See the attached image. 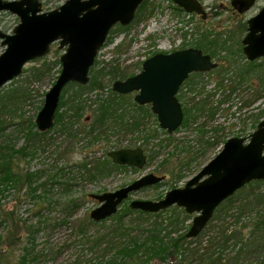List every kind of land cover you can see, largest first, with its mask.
<instances>
[{"label":"rangeland","instance_id":"obj_1","mask_svg":"<svg viewBox=\"0 0 264 264\" xmlns=\"http://www.w3.org/2000/svg\"><path fill=\"white\" fill-rule=\"evenodd\" d=\"M41 1H43V10L49 11L60 7L67 0ZM200 1L204 4V8L210 15L207 19L196 13L189 16L182 13L170 0H148L143 8L137 11L136 19L129 28L121 30L117 26H114L106 40L107 42L95 59L94 70L91 73L89 72L90 80L97 79V83H101L103 88H96L95 90L93 88L100 84H92L91 81L87 83H91V88L89 90L86 89L84 92L85 96L82 97L85 101L82 105L85 110L81 114L80 119L76 118L73 128L75 130L87 129L90 120L95 119L93 110L95 111L97 108L94 105L96 94L107 97L110 90H113V82L117 79L124 80V78L120 77L108 80L105 67H107L106 69L110 68V61L113 62V65H120L122 71L120 74L129 73L128 76H132L138 74V71L141 69L140 65L142 66V63L148 57L157 54L159 50H166L171 44L177 46L185 43L198 47L202 46L209 55L213 53L214 56L212 55V57L218 62V67L210 71L209 74L203 75L204 80L198 84V88L201 87V92L197 90L196 92L189 93L187 89L189 82L192 84V80H197L198 78L192 74L185 82L186 85L182 86L180 92V101L186 107L202 104L205 102V99H209L210 103L208 105L212 111L209 110L208 106L201 113L191 111L189 123L187 122V125H183V127L176 129L171 134L166 129L161 128L157 116L151 114L145 115L142 119L141 130L125 132L123 130L118 131L114 127L112 131L108 132L106 137H103L102 140L92 146L87 145V140L75 144L68 138L66 139V135L61 129L54 125L48 136L52 137L51 142L46 144L42 150H39L35 157L22 160V167L34 172L36 170L46 171L54 169L57 166H66L67 164L74 166L83 161L86 156L90 160H95L99 157L108 156L111 150L130 145L141 147V144L144 143L140 139L142 129H147L145 130L147 133L155 131L157 136L150 140L148 144L149 149L146 152L147 155L154 154V157L151 161L148 160L142 169L129 167V169L116 171L110 174L109 177L89 181L84 180L82 177L78 178L76 181L77 185L72 187L71 193L67 196L59 193V186L58 184L55 185L52 190L53 195L49 196L54 201L58 199L64 201L69 198H84V201H82L77 212L74 214L73 218L75 220H85L87 217H90L91 210L99 206V202L90 197L91 193L101 194L103 192L116 191L123 186L131 184L143 175L153 172L158 175L165 174L166 178L161 183L133 192L126 200V204L120 206V210L123 208L121 210L123 213L125 208L128 205L130 206L133 199H149L154 201L164 198L169 190L176 187H184L190 178L194 177L209 160L218 154L226 143V139L237 136L248 137L249 134L255 131L258 123L264 117L263 114L262 118H260L261 120L258 122L255 120L260 110H264V97L257 102L246 104V102L253 100V93H256L253 88L249 87L250 81L246 82L245 85L239 86L228 99H226L229 95L227 88L233 87L236 82L232 83L228 79L225 80V89H223V86L219 87V84L223 81L220 75L227 68L226 66L231 67V72L227 77L229 78L235 73V69L237 70L238 68L235 64H238L242 68L246 65L248 59L241 50L244 46L242 45V41L247 32L245 23L263 8L264 0H257V3L250 10L242 13L238 11L239 8L237 6L234 7L233 3H231L232 0ZM18 22L19 17L10 11L0 13V28L5 32L11 33L18 25ZM205 32L210 36V39L207 41L200 39ZM59 45V42H55L51 46V51L46 56V61L44 59L37 62L32 60L26 64L20 76L4 85L1 90L10 88L12 83L14 85L17 83L16 86H21L23 84L22 81L27 79L28 71L26 70L31 67L37 66L43 70H50L49 67L54 68L53 65H50V62L52 63V60H55L57 57L61 58L65 50V48L60 49ZM5 49L6 47L0 44V54ZM232 51H235L233 56L232 54L230 55ZM59 70L60 67L56 66L52 70L50 78L45 76L39 80L33 79L29 82L30 99L18 106V112L12 115V121L9 122L5 129L7 135L10 137V142L16 143L18 147L25 143L23 128L27 127L30 120H33L36 124L35 118L43 107L46 98L45 94L53 87V83L58 78L57 76H59ZM253 80L254 82L256 81L255 78ZM75 88L76 86L72 85L65 87L61 94L63 105L75 93ZM215 89L217 90L215 91ZM65 109L66 106L63 110ZM194 113H197V118L191 120L194 117ZM35 130H38L37 126ZM213 137L214 139H219V144L208 152L205 150V155L201 154L206 144L205 141L213 139ZM44 179L42 178L41 181ZM0 199L1 203L8 206V208H15L17 207L16 204H18L19 212H25L29 207V205L20 204L21 202L14 203L13 196L7 192L6 196L0 197ZM22 202L24 201L22 200ZM176 206L167 208L169 210L158 217L144 216L141 218L139 214L133 217L131 215L127 216L126 219H129V222H136L134 224L129 223L132 229L144 232L143 229L145 230L152 226L156 219L161 222L163 238L166 236L169 239L179 238L182 241L185 238L187 240L180 243L183 244L180 256H171L166 262L156 258L147 262V264H210L211 256L217 257L222 250L216 245L219 239L212 243L211 238L219 237L220 225L223 226L225 221L230 225L233 217H229L228 215L224 219L222 217L223 213L219 212L215 219L216 215H214L212 218L214 220H211V223L204 228L198 237L187 238L186 235L192 225L195 214H190L184 208ZM181 210L185 212L182 214ZM63 213L65 211L63 212L60 208H53L51 210L53 217L62 216ZM184 214H189L190 216L186 218ZM24 216L25 218L31 217L28 213L24 214ZM178 217L180 220L175 226L172 223ZM32 218L36 217L32 215ZM106 223L109 225L112 223V220H108ZM53 226L51 223H48L46 232H42L39 235L38 242L40 245L47 251L53 252L50 259L42 264H67L77 256H81L85 260L84 264H93L98 260L96 254H91L90 250L86 246L81 245L80 242L78 244L77 241L80 236L70 227L71 225ZM102 226L104 225L92 226L87 233L89 236H92V233L95 230L101 229ZM5 231L6 227L0 226V233L2 234ZM126 240L122 239L123 242ZM226 253L229 254V250ZM208 257L209 259H207Z\"/></svg>","mask_w":264,"mask_h":264},{"label":"trees","instance_id":"obj_2","mask_svg":"<svg viewBox=\"0 0 264 264\" xmlns=\"http://www.w3.org/2000/svg\"><path fill=\"white\" fill-rule=\"evenodd\" d=\"M147 1L145 0L140 5V8H143ZM170 1L172 2V0ZM176 8L185 13L179 6H176ZM130 25L124 27L117 24L116 26L121 30H125ZM247 26L248 24L245 23L246 29ZM200 39L207 41L210 39V36L205 32ZM241 50L243 51V48ZM231 54L233 56L235 51L230 52ZM41 59L46 61L47 57L45 56ZM41 59H35L34 61H41ZM261 59H256L255 61L248 60L243 68L235 64L238 68L237 70L235 69V73L229 78L227 77L231 72V67L226 66L227 68L220 75L223 81L219 84V87H224L225 80L228 79L232 83L236 82L233 87L227 88L229 95L226 99L235 93L239 86L245 85L248 81H250L249 87L253 88L256 93H253V100L246 102V104L263 99L264 58ZM50 65H53L54 68L59 66L60 70L58 72L60 73L62 64L59 57L52 60ZM109 65H111L109 69L105 67L108 80L116 79L117 77L126 79L128 77L129 73L120 74L122 71L119 64L113 65V62L110 61ZM54 68L49 67L50 70H43L37 66L31 67L26 70L28 71L27 79L22 81L23 84L21 86H16L17 83L16 85L12 83L10 88L0 90V197L6 196L7 192L13 196L14 203L21 202L20 204L29 205L25 212H19L18 204H16L17 207L15 208H8V206L1 203L0 199V226L6 227V231L2 234L0 233V264H42L49 260L53 252L47 251L38 242L39 235L42 232H46L48 223L54 225L53 227L71 225L70 227L80 236L77 241L78 244L80 242L81 245L86 246L90 250L91 254H96L98 260L93 264H147V262L156 258L166 262L171 256H180L181 249L183 248V244L180 243L187 240L185 238L182 241L179 238L169 239L166 236L163 238L162 226L159 220L155 219L152 226L145 230L143 229L144 232H140L139 230L132 229L131 225H129V223L134 224L136 222H129V219H126L127 216L131 215L133 217L136 214H139L141 218L144 216L158 217L169 209H165L162 212L149 213L132 210L128 205L123 213L121 211L123 208L121 210L119 208L118 212L112 215V217L103 219L100 222H96L90 217L79 221L73 217L82 201H84L83 197L79 199L69 198L64 201L59 199L54 201L53 198H49L50 195H53L52 190L57 184L60 190L59 193L67 196L71 193L72 187L77 185L76 181L78 178L82 177L87 181L100 179L109 177L110 174L121 169H129V167L115 164L112 158L108 156L99 157L95 160H90L86 156L77 165L71 166L67 164L66 166H57L54 169L46 171L36 170L34 172L22 167V160L35 157L39 150H42L46 144L51 142L52 137H48L51 130L44 133L35 130L36 124L33 120H30L27 127L23 128L25 143L18 147L16 143L10 142V137L7 135L5 129L9 122L12 121V115L18 112V106L30 99L29 82L33 79L39 80L45 76L50 78ZM140 68H142L141 65ZM93 70L94 66L91 68L90 73ZM192 75L198 78L197 80H192V84L189 82V86H187L189 93L196 92L197 90L200 91L201 87L198 88V84L204 80L203 73H193ZM254 78L256 79L255 82ZM91 83L96 84L97 79L92 80ZM91 83L85 85L76 82L67 84L66 87L70 85L76 86L75 93L64 102V105L63 101H61L63 98L61 97L59 108L55 114V125L66 135V139L68 138L75 144L87 140V145H95L103 137H106L108 132L112 131L114 127L118 131H137L142 126V119L145 115H154L149 107L136 104L132 94L124 95L110 90L107 97L96 94L94 105L97 108L95 111L93 110L95 119L90 120L87 129L75 130L73 124L77 117L81 118V114L85 110L84 106H82L85 103L82 97L85 96L84 92L86 89L89 90L91 88ZM97 84L101 86L96 85L93 89L103 88L101 83ZM209 101V99H205V102L193 107H186L183 104L185 116L181 127L187 125L191 111L201 113L206 106L212 111L208 105ZM65 106L66 109L63 110ZM263 114L264 110H260L255 118L256 122L261 120L260 118H262ZM196 118L197 113H194V117L191 120H195ZM145 130L142 129L140 139L144 142L141 146L147 152L150 140L157 135L155 131L147 133ZM205 143V147L201 151L203 155L210 149L216 148L219 144V139H214L213 137V139L206 140ZM127 147L137 146L130 145ZM147 157L151 161L154 154H149ZM42 178L45 179L41 181ZM126 202L124 201L122 205H125ZM53 208H60L65 213L62 216L53 217L51 215ZM184 212V210H181L182 214ZM219 212L223 213L222 217L224 219L228 215L229 217H233V221L229 225L224 220L225 224L223 226L220 225L219 237L211 238L212 243L219 239L217 244H215L222 250L217 257L211 256L210 264H264V180L251 181L248 185L240 188L219 205L214 213L216 216L214 217L213 215L212 218L214 217L215 219ZM27 213L31 217L25 218L24 214ZM32 215L36 218H32ZM189 216V214H184L186 218ZM214 219L211 220L213 221ZM108 220H112V223L109 225L106 223ZM179 220L178 217L172 224L176 226ZM211 220L209 223H211ZM102 224L104 226L101 229L95 230L92 236H89L87 232L92 226ZM122 239L127 240L123 242ZM228 250L229 254L226 253ZM84 263L85 260L81 256H77L67 264Z\"/></svg>","mask_w":264,"mask_h":264},{"label":"water","instance_id":"obj_3","mask_svg":"<svg viewBox=\"0 0 264 264\" xmlns=\"http://www.w3.org/2000/svg\"><path fill=\"white\" fill-rule=\"evenodd\" d=\"M144 1L67 0L58 8L44 11L41 0H0V13L10 11L19 17L11 33L0 28V44L6 47L0 54V90L20 76L30 61L48 56L51 46L59 42L60 49L65 48L60 58L62 69L35 118L40 132L50 130L66 85L74 82L85 85L90 81L89 72L111 29L117 24L124 27L131 24ZM172 1L186 13L208 17L200 0ZM256 1L232 0L231 3L242 13L250 10ZM247 24L242 41L244 54L249 61L264 58V6ZM217 66L202 49L190 47L169 54L158 53L145 60L137 75L117 79L113 91L124 95L137 92L136 103H151L161 128L171 134L182 126L185 116L177 97L183 83L192 72L212 71ZM108 157L117 165L138 169L148 161L143 147L111 150ZM165 178L153 172L116 191L91 193L99 206L91 210L90 217L96 222L112 217L133 192L163 182ZM255 180H264V118L248 137L228 138L218 154L184 187L169 190L160 200L133 199L130 208L155 213L176 205L182 207L196 214L186 235L196 238L222 202Z\"/></svg>","mask_w":264,"mask_h":264},{"label":"flooded vegetation","instance_id":"obj_4","mask_svg":"<svg viewBox=\"0 0 264 264\" xmlns=\"http://www.w3.org/2000/svg\"><path fill=\"white\" fill-rule=\"evenodd\" d=\"M208 13V12H207ZM208 15V17H210V15H209V13L207 14ZM190 47H192V48H197V49H202V51H203V53L204 54H208L204 49H203V47H198V46H194V45H189V44H185V43H182V44H179V45H177V46H174V44L172 45H169V47L166 49V50H159L158 51V53H164V54H169V53H173V52H176V51H180V50H182V49H190ZM243 49H244V46H243ZM157 53V54H158ZM211 56V55H210ZM212 57V56H211ZM213 58V60L215 61V59H214V57H212ZM217 62V61H216ZM218 63V62H217ZM218 67V66H217ZM216 67V68H217ZM142 69V68H141ZM141 69L138 71V73L141 71ZM212 71H213V69H212ZM193 73H200V74H202L203 73V75H206V74H209L210 73V71H206V72H192L191 74H193ZM191 74H190V76H191ZM135 75H137V74H135ZM135 75H132V76H135ZM189 76V77H190ZM128 77H131V76H128ZM127 77V78H128ZM188 77V78H189ZM126 78V79H127ZM122 80V79H121ZM125 80V79H124ZM117 81V80H116ZM187 81V80H186ZM185 81V82H186ZM184 82V83H185ZM114 83V82H113ZM184 83H183V85H184ZM182 87V86H181ZM181 89V88H180ZM180 91V90H179ZM181 92V91H180ZM180 92L178 93V95H177V97H178V100H179V102H181L180 101ZM129 94H132L133 95V100L135 101V97H136V95L138 94L137 92H132V93H129ZM136 102V101H135ZM182 103V107H183V102H181ZM137 104V103H136ZM138 105H140V104H138ZM143 106H147V107H149L150 108V110H151V112H152V114H154L155 116H157L154 112H153V109H152V104L150 103V104H146V105H143ZM183 112H184V108H183ZM185 113V112H184ZM158 118V117H157ZM56 119V118H55ZM259 124V123H258ZM54 125H55V123H54ZM54 127V126H53ZM52 127V128H53ZM52 128L50 129V130H52ZM49 131V130H48ZM45 132V131H44ZM44 132H42V133H44ZM254 132V131H253ZM250 135V134H249ZM239 137H241V136H239ZM227 140V139H226ZM138 147V146H137ZM142 147V146H141ZM123 148H131V147H123ZM133 148H135V147H133ZM144 148V147H143ZM145 149V148H144ZM146 152V151H145ZM147 154V153H146ZM158 175V174H157ZM159 176H166L165 174L164 175H159ZM161 183V182H160ZM216 211V210H215ZM215 213V212H214ZM195 216H196V214H195ZM194 218V217H193Z\"/></svg>","mask_w":264,"mask_h":264}]
</instances>
